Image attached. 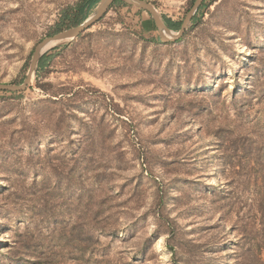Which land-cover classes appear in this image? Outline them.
<instances>
[{"label": "rangeland", "instance_id": "374dc122", "mask_svg": "<svg viewBox=\"0 0 264 264\" xmlns=\"http://www.w3.org/2000/svg\"><path fill=\"white\" fill-rule=\"evenodd\" d=\"M81 1L0 0V82ZM208 1L171 42L112 4L0 90V264H264V0Z\"/></svg>", "mask_w": 264, "mask_h": 264}, {"label": "water", "instance_id": "95a60500", "mask_svg": "<svg viewBox=\"0 0 264 264\" xmlns=\"http://www.w3.org/2000/svg\"><path fill=\"white\" fill-rule=\"evenodd\" d=\"M115 1L117 0H100L94 11L80 24L71 26L44 38L35 47L32 53L29 68L24 80L18 84L0 82V90L23 92L30 88L36 78L37 69L43 55L52 48L67 42H71L81 36L107 13V11ZM122 1H124L128 5L136 6L150 13L159 31L161 40L164 42H171L181 39L205 0H195L193 2V5L187 12L185 18L182 20L181 26L177 32L168 25L164 16L160 14L158 9L152 2L148 0Z\"/></svg>", "mask_w": 264, "mask_h": 264}, {"label": "trees", "instance_id": "16d2710c", "mask_svg": "<svg viewBox=\"0 0 264 264\" xmlns=\"http://www.w3.org/2000/svg\"><path fill=\"white\" fill-rule=\"evenodd\" d=\"M98 1L99 0H82L81 2H79L76 5L69 6L67 9H65L63 11V17H62L61 21H59V23L57 24L55 33L62 31L66 28H69L71 26H75V25L80 24L87 17L88 12L94 7V5H96V3ZM115 3L128 5L127 3H125L122 0H117L113 4H115ZM208 6H209V1L205 0L202 4L201 8L199 9V11L197 12L195 17L193 18V20L191 22L192 24H195V23H197V21H199V19L202 17V15L204 14V12ZM165 19H166V22L168 23V25L172 29H179L180 28L182 22L175 21L171 18H165ZM60 47L61 46H56V47L52 48L51 50L46 52L43 55V57L41 58L38 69H37V78H38L37 85L39 87L44 86V84L39 80L40 74L43 70L46 69L49 62L54 57V54L50 53V52L53 50H57Z\"/></svg>", "mask_w": 264, "mask_h": 264}]
</instances>
